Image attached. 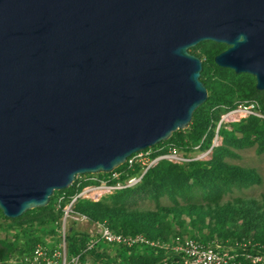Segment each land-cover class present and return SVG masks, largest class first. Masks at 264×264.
Returning a JSON list of instances; mask_svg holds the SVG:
<instances>
[{"label": "water", "instance_id": "obj_1", "mask_svg": "<svg viewBox=\"0 0 264 264\" xmlns=\"http://www.w3.org/2000/svg\"><path fill=\"white\" fill-rule=\"evenodd\" d=\"M201 41L264 90V0H0L1 214L185 129L207 96Z\"/></svg>", "mask_w": 264, "mask_h": 264}, {"label": "trees", "instance_id": "obj_2", "mask_svg": "<svg viewBox=\"0 0 264 264\" xmlns=\"http://www.w3.org/2000/svg\"><path fill=\"white\" fill-rule=\"evenodd\" d=\"M224 48L225 45L221 43L201 41L189 49L190 53L201 59L199 79L206 88V99L194 110L185 129L176 130L167 140L142 150H151L150 157L157 155V147L166 144H172L183 152L190 151L199 142L200 149L208 148L219 116L240 100L257 99L264 109V90L255 89L251 75L234 73L229 68L214 64V55ZM196 49L200 53H195ZM229 126L219 125L217 134L220 143L212 146L206 160L182 163L158 160L131 187L114 190L96 201L76 198L71 206L74 211L84 214L92 221L103 222L112 232L130 236L140 234L156 245L136 243L125 246L97 240L87 248L92 235L75 229L74 222L69 221L65 233L66 264H73L71 259L74 257V264H171L172 260L162 245H174L187 238L201 243L233 244L245 240L264 243V196L260 204L246 202L236 207L230 203L218 204L220 195L225 190L258 181L253 171L229 164L225 158L236 155L233 148L254 146L256 152H264V120L247 115L236 122H230ZM118 170H124L119 177V180H123L138 175L142 166L134 162L126 168L124 162L114 169ZM89 175L75 176L66 189L54 191L43 207L26 210L15 218H6L0 212V219L8 221L5 226L0 224V229L9 233L0 236V264H31L28 258L37 244L47 249L55 248L61 208L71 196L91 183L80 179ZM96 175L98 178H106L109 173ZM197 194L205 201V208L200 206ZM59 195H63V198L57 207L56 199ZM163 197L170 199L176 204L174 206H180L178 216L184 213L190 220L198 218L201 222L206 215H212L216 223L205 226V233L201 236L191 234L193 236L186 238L177 231L170 234L163 222L162 212L168 213L165 207L158 206L159 211L156 212H137L129 208L136 199L151 198L159 204V199ZM178 199L184 200V204L177 205ZM237 219L242 220V225L234 224ZM241 264L248 263L242 260Z\"/></svg>", "mask_w": 264, "mask_h": 264}, {"label": "built area", "instance_id": "obj_3", "mask_svg": "<svg viewBox=\"0 0 264 264\" xmlns=\"http://www.w3.org/2000/svg\"><path fill=\"white\" fill-rule=\"evenodd\" d=\"M235 113H245L264 120V109L261 108L254 100H245L239 102L235 107L226 111L225 116ZM220 122V121H219ZM218 124L213 130V141L210 146L205 149H200V142L191 148V152H196L194 155H189L188 152H180L172 144L161 145L155 149L157 155L150 157L151 150L139 151L131 154L126 158V168H129L132 163L138 162L142 166L141 172L136 176H129L123 180H119L124 170L111 171L108 177L98 178L94 176H84L80 179L91 181L92 186H83L80 191L70 197L69 201L62 206V214L56 229V246L53 249L37 244L30 257L28 258L31 264H66L65 258V221H79L89 222V219L84 214L78 213L72 209V203L76 198H79L83 192L87 190L94 191H114L135 185L144 171L158 160H167L174 163H182L191 160H200L210 153L212 146H214ZM83 175V174H82ZM92 175V174H90ZM80 176V175H77ZM112 180H114L112 182ZM89 185V184H88ZM63 195H59L56 199L57 207L62 200ZM94 229L90 232L92 240L88 243L89 248L93 242L102 240L105 243L121 244L125 246H132L136 243H144L148 245H156L155 242L148 241L142 235L136 234L133 236L122 235L112 232L103 222H91ZM162 247L167 251L171 258V264H241V261H247L248 264H264V243L251 242L245 240L242 242H235L233 244H221L218 242L201 243L196 240L187 238L180 243L174 245L163 244ZM76 257L71 259L74 264Z\"/></svg>", "mask_w": 264, "mask_h": 264}, {"label": "rangeland", "instance_id": "obj_4", "mask_svg": "<svg viewBox=\"0 0 264 264\" xmlns=\"http://www.w3.org/2000/svg\"><path fill=\"white\" fill-rule=\"evenodd\" d=\"M190 49V48H189ZM223 50V49H222ZM190 52V50H189ZM195 53H200L199 49H196L194 51ZM249 100H254L258 105H260V102L257 99H249ZM248 100V101H249ZM245 101V100H243ZM239 102H242L240 100ZM237 102L236 105L239 103ZM235 107V106H234ZM226 111L223 112L220 116L218 121L216 122L215 126L218 124L219 125H225L227 128H229V123L230 122H236L247 115L245 113H235V114H229L225 116ZM218 125V127H219ZM211 142L213 141V136L211 139ZM220 143V137L217 134L216 141L214 145H217ZM234 152V156L232 157H226L225 161L228 162L229 164L239 166L241 168L249 169L253 171V173L258 177V181L252 184H249L247 186H241V187H231L230 189L225 190L222 192L220 195V199L218 201L219 205H223L226 203L232 204L234 207L240 206L243 204H246V202H254V204H260L262 200V196H264V152L259 153L256 152L254 146H246L242 148H237V149H232ZM183 152V151H180ZM189 155H194L196 152L190 150L188 152ZM210 156V153L205 156L204 159H208ZM89 176H96V174H92ZM89 184V185H88ZM86 184L87 187H90L93 185V183H88ZM85 185V186H86ZM112 191H94V190H87L86 192H83L82 195L79 198H86L88 200L96 201L98 200L101 196L105 194H109ZM198 194H200V191H197ZM81 193V191H80ZM197 194V195H198ZM198 200L200 203V206L205 208V201L201 198L200 195H198ZM159 204H157L153 199L151 198H145L143 200L136 199L133 203H131V210H136L137 212H148V211H159L157 209L158 206L165 207L168 209V213L163 214V222L164 225L167 227L169 230L170 234H172L174 231L179 232L181 234L180 236L182 237H190L191 234L194 236H201L202 233H205L204 227L207 225H213L215 224V218L212 217V215L208 216L206 215L203 220L200 222L198 221V218H193V220H190V217L185 215L184 213H181L178 216V212L180 209V206L176 207L170 199L168 198H161L159 199ZM184 200L178 199L177 205H183ZM248 206V204H247ZM262 210V209H259ZM89 219V218H88ZM71 220H66L65 221V228L67 231L68 223ZM91 222H95L89 219V222H75L73 223V227L78 230H84L88 233L93 232L94 229L91 226ZM36 223V222H34ZM228 223V222H227ZM0 224L2 226H5L8 224V221H4L0 219ZM236 226L242 225V220L237 219L234 223ZM9 233L5 232L2 228L0 229V236L6 235ZM191 235V236H193Z\"/></svg>", "mask_w": 264, "mask_h": 264}, {"label": "clouds", "instance_id": "obj_5", "mask_svg": "<svg viewBox=\"0 0 264 264\" xmlns=\"http://www.w3.org/2000/svg\"><path fill=\"white\" fill-rule=\"evenodd\" d=\"M245 38L243 36L238 37L239 41H243Z\"/></svg>", "mask_w": 264, "mask_h": 264}]
</instances>
